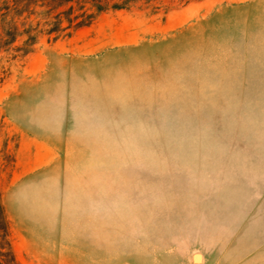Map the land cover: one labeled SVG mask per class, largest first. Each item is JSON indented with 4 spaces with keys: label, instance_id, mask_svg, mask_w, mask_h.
Instances as JSON below:
<instances>
[{
    "label": "rangeland",
    "instance_id": "obj_1",
    "mask_svg": "<svg viewBox=\"0 0 264 264\" xmlns=\"http://www.w3.org/2000/svg\"><path fill=\"white\" fill-rule=\"evenodd\" d=\"M98 1L0 0L16 261L264 264V0Z\"/></svg>",
    "mask_w": 264,
    "mask_h": 264
},
{
    "label": "trees",
    "instance_id": "obj_2",
    "mask_svg": "<svg viewBox=\"0 0 264 264\" xmlns=\"http://www.w3.org/2000/svg\"><path fill=\"white\" fill-rule=\"evenodd\" d=\"M94 2L95 12L83 13L82 18L78 19L73 24V29L89 25L98 15L105 11V6L98 0H91ZM111 8H118L117 5H112ZM72 22V20H69ZM0 264H18L11 248L9 240V221L6 217L4 206L0 199Z\"/></svg>",
    "mask_w": 264,
    "mask_h": 264
},
{
    "label": "crops",
    "instance_id": "obj_3",
    "mask_svg": "<svg viewBox=\"0 0 264 264\" xmlns=\"http://www.w3.org/2000/svg\"><path fill=\"white\" fill-rule=\"evenodd\" d=\"M84 46H85L84 50H87V43H85ZM70 84L73 85L74 88L84 89L86 92L85 94L87 96V72L85 73V75L74 76ZM27 139L33 140L40 144V146L43 149L42 150L43 161L50 159V152H52V148L50 145L52 141L51 138L44 136V135H40V134H31L27 132L26 130H24V132L20 135L21 146H22V142L26 141ZM33 167H34V164L27 165L25 172L30 171Z\"/></svg>",
    "mask_w": 264,
    "mask_h": 264
}]
</instances>
